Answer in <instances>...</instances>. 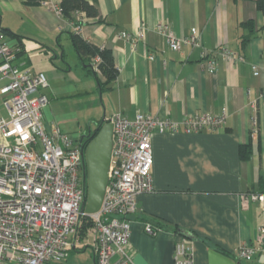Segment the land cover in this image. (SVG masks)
<instances>
[{
    "label": "crops",
    "instance_id": "obj_1",
    "mask_svg": "<svg viewBox=\"0 0 264 264\" xmlns=\"http://www.w3.org/2000/svg\"><path fill=\"white\" fill-rule=\"evenodd\" d=\"M87 1L100 19L74 13V20L86 21L76 28L60 14V0H49V7L0 0V26L8 42L21 47L17 66L47 77V86L39 91L49 100L43 110L46 127L57 122L79 140L89 127L93 131L117 113L179 122L192 114L226 111L224 125L216 130L153 133L152 189L139 196V210L130 222L134 264H173L178 235L190 242L192 264H264V193L262 199L243 201L245 194L264 192L259 182L264 181V12L255 0ZM159 22L179 37L197 33L206 51L237 48L244 60L219 61L216 70L208 71L200 66L198 47L170 50L156 30ZM73 30L111 51L118 73L109 85L100 87L98 80L104 82V77L86 69L74 51ZM120 31L143 32L134 50ZM253 62L259 66L257 76ZM82 97L80 108L76 105ZM252 101L257 133L250 131ZM0 116L7 117L1 96ZM243 144L252 147L248 159L240 157ZM146 223L158 227L155 235L144 231ZM95 241L94 228H87L84 264H94ZM244 243L253 251L239 259ZM78 256L71 250L65 261L54 264L82 263Z\"/></svg>",
    "mask_w": 264,
    "mask_h": 264
},
{
    "label": "built area",
    "instance_id": "obj_2",
    "mask_svg": "<svg viewBox=\"0 0 264 264\" xmlns=\"http://www.w3.org/2000/svg\"><path fill=\"white\" fill-rule=\"evenodd\" d=\"M40 4L50 6L49 0ZM59 10V8H58ZM156 30L170 50L183 46L198 47L200 66L217 69L218 62L243 61L236 48L219 47L206 51L197 33L186 37L174 35L167 24L159 22ZM120 35L134 45L143 32ZM19 45H11L0 26V86L7 117L0 116V264L62 263L76 245L80 220L89 216L95 225L94 264H134L130 250V222L138 212L139 196L152 189L151 139L155 131L187 134L216 130L225 123L221 114L201 113L185 116L181 121L147 113L128 119L121 113L112 118V150L108 181L99 209L90 214L82 211L86 192L84 146L56 122L46 127L43 110L47 96L40 89L47 86L42 72L19 68L16 60ZM152 58V56H150ZM92 69L97 70L96 62ZM253 75L259 66L251 64ZM250 131L258 132V114L250 102ZM263 194L248 193L243 201L262 199ZM158 227L150 223L144 231L155 235ZM253 249L247 243L237 251L239 259L248 258ZM173 264H192L190 242L178 235Z\"/></svg>",
    "mask_w": 264,
    "mask_h": 264
},
{
    "label": "trees",
    "instance_id": "obj_3",
    "mask_svg": "<svg viewBox=\"0 0 264 264\" xmlns=\"http://www.w3.org/2000/svg\"><path fill=\"white\" fill-rule=\"evenodd\" d=\"M27 1L40 4L41 0H27ZM255 4L258 10L264 12V0H255ZM59 12L65 20L73 23V25L76 28L86 23V21L83 20L82 17H78L77 20H74L73 18L74 13L76 14L83 13L84 16L87 18H99L100 19V14L96 6L87 0H60ZM250 24L251 23L248 22L247 25H250ZM241 25H246V23H243ZM70 38H71V44H72L74 51L76 52L78 57L81 59V61L83 63L84 62L86 63V66H85L86 69H88L89 71H93L92 64L95 62L96 59H98V61L96 62L97 71L96 72L93 71V72L100 73V75L104 77V82H101L98 80V84L100 85V87L109 85L112 81L115 80L118 70L114 63L112 53L109 49L105 47L96 46L91 41L83 38L77 30H73L70 33ZM94 134H96V132ZM239 153L242 159H248V157L252 153V147L249 144L240 145ZM259 182H261L262 184L264 183V181L261 179H259ZM251 193L263 194L264 192L254 191ZM157 225L160 226L161 224L158 223ZM90 227L94 228L95 230V225H94L93 220L89 216H83L80 220V224H79L77 233L74 238L76 245L71 250L77 251V250L84 249V246L83 245L78 246V243L83 244L84 232L87 230V228H90Z\"/></svg>",
    "mask_w": 264,
    "mask_h": 264
},
{
    "label": "water",
    "instance_id": "obj_4",
    "mask_svg": "<svg viewBox=\"0 0 264 264\" xmlns=\"http://www.w3.org/2000/svg\"><path fill=\"white\" fill-rule=\"evenodd\" d=\"M96 132V134H94ZM112 122L95 124L91 131L80 137L83 143V157L85 162L86 192L82 203L85 214L96 212L103 200L105 187L108 181V168L112 150Z\"/></svg>",
    "mask_w": 264,
    "mask_h": 264
},
{
    "label": "rangeland",
    "instance_id": "obj_5",
    "mask_svg": "<svg viewBox=\"0 0 264 264\" xmlns=\"http://www.w3.org/2000/svg\"><path fill=\"white\" fill-rule=\"evenodd\" d=\"M72 102L74 103V102H76V101L73 100ZM78 102H79V104L77 103L76 106L79 105L80 108H83V107H84V97H82V99L78 100ZM69 104H70V103H69ZM69 104H68V105H69ZM67 108H68V106H67ZM80 108H78V109L80 110ZM69 112H71V111H70V110H67V111H66V113H69ZM56 123H57V122H56ZM47 124H49V123H47ZM82 245L84 246V241H83V244H82ZM73 252L79 254L78 258L81 260L82 263H78V264H84V249H83V251H74V250H73ZM69 264H70V263H69Z\"/></svg>",
    "mask_w": 264,
    "mask_h": 264
}]
</instances>
